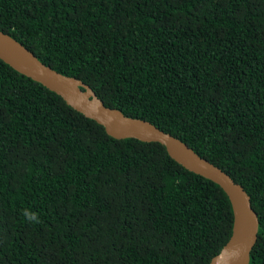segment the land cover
Here are the masks:
<instances>
[{
  "label": "trees",
  "instance_id": "obj_1",
  "mask_svg": "<svg viewBox=\"0 0 264 264\" xmlns=\"http://www.w3.org/2000/svg\"><path fill=\"white\" fill-rule=\"evenodd\" d=\"M0 30L239 182L264 264V0H0ZM232 221L162 144L109 135L0 59V264H209Z\"/></svg>",
  "mask_w": 264,
  "mask_h": 264
},
{
  "label": "water",
  "instance_id": "obj_2",
  "mask_svg": "<svg viewBox=\"0 0 264 264\" xmlns=\"http://www.w3.org/2000/svg\"><path fill=\"white\" fill-rule=\"evenodd\" d=\"M0 59L59 94L74 109L103 125L109 135L158 142L183 167L217 183L230 200L233 221L229 238L219 252L211 257L209 264H249L250 251L257 239L258 215L245 188L225 170L151 121L128 116L118 108L106 105L89 84L45 64L21 42L2 30Z\"/></svg>",
  "mask_w": 264,
  "mask_h": 264
},
{
  "label": "clouds",
  "instance_id": "obj_3",
  "mask_svg": "<svg viewBox=\"0 0 264 264\" xmlns=\"http://www.w3.org/2000/svg\"><path fill=\"white\" fill-rule=\"evenodd\" d=\"M25 215H26V217H27V219H28L29 221H31V222H36V223L39 222V219H38V217L36 216V214H34V213H25Z\"/></svg>",
  "mask_w": 264,
  "mask_h": 264
}]
</instances>
